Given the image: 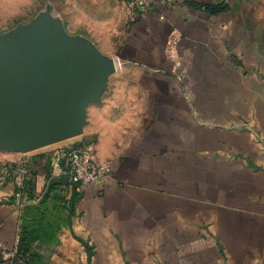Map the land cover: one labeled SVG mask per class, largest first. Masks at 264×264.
<instances>
[{
	"label": "crops",
	"instance_id": "obj_1",
	"mask_svg": "<svg viewBox=\"0 0 264 264\" xmlns=\"http://www.w3.org/2000/svg\"><path fill=\"white\" fill-rule=\"evenodd\" d=\"M124 1L44 0L32 18L25 0L3 17L25 21L0 30V84L15 97L63 92L56 56L93 88L80 135L0 148L4 166L30 163L40 195L55 153L89 142L113 176L84 188L29 260L264 264V0H158L134 20ZM14 191L0 185L8 249L23 225ZM0 264L19 263L0 249Z\"/></svg>",
	"mask_w": 264,
	"mask_h": 264
},
{
	"label": "water",
	"instance_id": "obj_2",
	"mask_svg": "<svg viewBox=\"0 0 264 264\" xmlns=\"http://www.w3.org/2000/svg\"><path fill=\"white\" fill-rule=\"evenodd\" d=\"M54 60L52 83L63 90L56 98L45 92L17 98L0 84V148L29 152L82 133L92 77L74 78Z\"/></svg>",
	"mask_w": 264,
	"mask_h": 264
},
{
	"label": "built area",
	"instance_id": "obj_3",
	"mask_svg": "<svg viewBox=\"0 0 264 264\" xmlns=\"http://www.w3.org/2000/svg\"><path fill=\"white\" fill-rule=\"evenodd\" d=\"M158 0H125L124 5L130 20H134L138 14H143L155 6ZM56 165L52 166V177L68 176L70 182L84 188L103 181L113 179L112 169L109 163L99 162L91 143H82L71 148L60 149L55 153ZM8 170V169H7ZM13 180L16 193L14 200L16 205L22 207L20 200L26 196V185L33 178V167L28 162H19L15 170ZM4 260L16 258L18 245L14 249H8L0 244Z\"/></svg>",
	"mask_w": 264,
	"mask_h": 264
},
{
	"label": "rangeland",
	"instance_id": "obj_4",
	"mask_svg": "<svg viewBox=\"0 0 264 264\" xmlns=\"http://www.w3.org/2000/svg\"><path fill=\"white\" fill-rule=\"evenodd\" d=\"M19 1L23 2L25 0H0V30L7 31V29L19 23L25 22L24 20L12 21L3 19L9 10H15V4L18 3L20 6ZM28 1H30L31 4L32 2L36 3V10L32 11L30 14L31 17L34 18L35 15L40 12L44 0ZM2 154L3 153L0 152V185H4L15 178L14 176L9 177L7 174V167L4 166ZM15 193L16 189L14 195ZM14 195L12 199L15 202ZM69 199L70 188L68 187H61L60 190L59 188L49 190L44 186L40 195H38V190L36 194H30L29 191H27L26 196L20 200L23 221L27 227L36 228L41 238L47 241H55L68 222Z\"/></svg>",
	"mask_w": 264,
	"mask_h": 264
},
{
	"label": "trees",
	"instance_id": "obj_5",
	"mask_svg": "<svg viewBox=\"0 0 264 264\" xmlns=\"http://www.w3.org/2000/svg\"><path fill=\"white\" fill-rule=\"evenodd\" d=\"M17 166L18 163H10L6 165L8 169V175L10 174L9 177L10 176L15 177L14 172ZM33 173L35 176L34 168H33ZM45 187L48 188L49 190L58 189V188L60 189L61 187L70 188L69 209L72 206H74V204L77 202L80 194H82L83 191L80 190L78 185L71 183L70 178L68 176L52 177V167H50L49 170L47 171V182ZM26 190L29 191L30 194H36L37 189L33 178L27 183ZM38 233L39 231L36 228L27 227L25 222L23 221L22 232L18 244V253L16 256V260H18L19 264H32L29 258H30V252L32 251L31 246L33 242L38 238L45 240L41 238Z\"/></svg>",
	"mask_w": 264,
	"mask_h": 264
}]
</instances>
